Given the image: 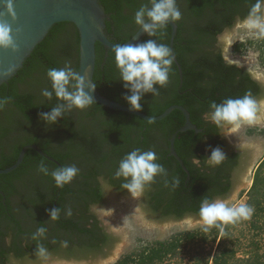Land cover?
<instances>
[{"label": "trees", "instance_id": "1", "mask_svg": "<svg viewBox=\"0 0 264 264\" xmlns=\"http://www.w3.org/2000/svg\"><path fill=\"white\" fill-rule=\"evenodd\" d=\"M176 2L182 18L177 21L174 52L183 70V81L174 61L167 85H157V96L146 93L140 110L159 115L173 104L189 110L192 122L202 131L180 132L175 141L189 174L170 155V138L185 122L179 109L161 120L150 121L94 102L84 110L66 111L52 125L41 119L40 113L62 103L54 94L51 100L41 95L43 89L51 90L47 71L64 67L66 61L79 71V31L72 22L55 23L22 67L0 85V98H8V103L0 109V168L14 164L28 144H36L54 159L28 149L16 169L0 174V264H10L12 259L27 263L47 255L83 258L105 253L115 237L102 225L93 207L105 202L106 185L126 191L121 187L124 178H117L115 173L119 162L136 149L154 150L157 162L167 170L166 177L158 175L145 187L147 208L161 217L179 219L188 214L199 215L205 199L213 202L231 192L242 153L225 152L226 159L218 166L207 163L211 148L220 147L223 151L227 148L222 128L207 119V114L212 102L219 104L226 98L245 94L257 100L264 94V85L246 68L228 62L218 42L225 30L247 17L256 0ZM99 3L106 13V34L116 43L128 41L137 32L135 12L144 4L151 6L149 0H99ZM171 32L168 24L156 37L145 33L138 43L152 39L170 47ZM96 52L94 80L98 90L129 105L124 96L131 93L119 80L113 49L97 42ZM195 156L200 159L199 165L192 162ZM41 161L50 171L75 165L79 172L71 183L57 188L51 175L38 172ZM174 177L180 180L175 188L171 186ZM259 184L256 179L253 188ZM252 199L256 216L263 212V200L260 194ZM53 208L60 209L56 220L50 219L48 212ZM68 209L71 216L66 214ZM233 225L236 222L227 224L225 230ZM254 225L260 227L257 222ZM40 227L46 229L45 234L34 238ZM225 241L224 238L219 242L221 253L215 258L216 264H229L239 250L235 240ZM252 243L258 246L256 241ZM159 244L161 247L152 250L153 261L174 253L179 242L175 238ZM41 247L45 250L43 255L38 254ZM235 260L241 264H264V255L253 251Z\"/></svg>", "mask_w": 264, "mask_h": 264}, {"label": "water", "instance_id": "2", "mask_svg": "<svg viewBox=\"0 0 264 264\" xmlns=\"http://www.w3.org/2000/svg\"><path fill=\"white\" fill-rule=\"evenodd\" d=\"M13 6L14 17L7 10L6 0H0V22H6L11 26L12 35L18 45V51L15 52L11 49L0 48V85L22 67L25 59L31 54L35 46L46 37L55 23L68 21L74 23L77 27L80 35L79 72L95 85L97 42L102 43L106 48L114 49L117 45L137 44L145 34L142 29H138L124 43L112 41L105 31L106 13L99 0H13ZM244 20H238L232 28L225 30L219 36L218 42L228 62L246 68L254 78L264 85V70L259 69L258 52H250V55L238 58H234L230 54L229 47L233 42L244 36L255 35L253 31L244 27ZM169 24L172 27L170 49L175 56L181 81H183V70L174 52V39L178 23L170 21ZM91 95L95 102L138 115L150 121L161 120L175 109L181 110L185 122L170 138V155H173L189 174L188 168L176 150V137L178 133L189 129L197 131H202V129L192 122L191 114L185 106L173 104L159 115H149L141 110H134L127 104L108 98L98 90L97 86H95V90ZM256 101L259 103L256 122L251 125L264 126V94ZM248 125L246 123L242 124L235 131L232 130L231 126H225L221 130L229 147L241 150L244 154L240 167L234 172V185L231 192L226 196L217 197L213 202L221 200L229 204L235 195L249 182L252 167L264 151V138L247 137L244 134V128ZM238 145L241 147H238ZM28 149H34L41 155L54 160L36 144H28L22 148L14 164L6 168H0V174H6L16 169L22 163ZM56 163L61 166L58 161ZM144 196L145 190L140 197L134 198L128 190L119 191L106 185L105 202L93 207V210L101 219L102 225L115 237L112 247H108L105 253L83 258L47 255L38 260L31 259L27 263L12 259L10 264H109L131 243L162 238L202 224L197 214H188L179 219L161 217L147 208Z\"/></svg>", "mask_w": 264, "mask_h": 264}, {"label": "clouds", "instance_id": "3", "mask_svg": "<svg viewBox=\"0 0 264 264\" xmlns=\"http://www.w3.org/2000/svg\"><path fill=\"white\" fill-rule=\"evenodd\" d=\"M148 4L142 5L134 15V22L150 37H156L158 32L164 29L170 21L177 22L182 18V13L177 7L176 0H149ZM8 12L14 17L15 11L13 0H6ZM150 21V22H149ZM244 27L253 31L257 38H264V0H256L249 9L244 20ZM0 48L18 51V45L12 35V28L6 22H0ZM115 65L119 71V80L124 82V88L131 94H125L124 98L134 110L142 108L141 100L146 93L159 95V87H165L169 81L175 56L169 46L158 43L157 40H147L137 44L117 45L113 49ZM51 81V90L43 89L41 95L51 100L53 94L62 101L51 107V111L40 113V117L48 125H52L63 117L66 111L73 108L84 110L95 101L92 92L95 84L72 68L71 62L66 61L62 68H51L47 71ZM8 103V98H0V109ZM259 103L250 94L240 98H226L221 103L212 102L207 119L218 128L231 126L232 130L239 129L242 124L256 122V114ZM238 147H241L238 145ZM210 166H218L225 159L226 154L220 147L211 148V154L207 158ZM158 156L154 150L142 151L136 149L126 154L119 162L115 173L117 178H124L122 189L128 190L132 197H140L145 187L159 176L168 175L165 167L158 163ZM194 164L199 165L200 159L194 157ZM38 172L51 175L57 188H63L77 176L79 169L75 166L58 167L50 171L48 166L41 161ZM179 178H173L171 186L178 187ZM165 185L168 186L167 180ZM254 209L247 205L228 206L224 201L209 202L205 199L199 209V217L202 221V229L208 232L215 227L223 231V226L235 223L238 220L251 218ZM50 219L59 218L60 209L48 210ZM68 216L72 215L71 209L67 210ZM46 232L44 227L37 229L36 236H43ZM44 249H38V254L43 255Z\"/></svg>", "mask_w": 264, "mask_h": 264}, {"label": "rangeland", "instance_id": "4", "mask_svg": "<svg viewBox=\"0 0 264 264\" xmlns=\"http://www.w3.org/2000/svg\"><path fill=\"white\" fill-rule=\"evenodd\" d=\"M229 50L234 58L248 56L250 52H258L259 69L264 70V38H257L256 35L241 37L233 42ZM244 134L247 137L264 138V126L248 125L244 128ZM256 179L261 185L253 188ZM257 194H260L263 200V212L255 216L256 210L252 198ZM241 204L251 206L254 209L253 214L248 220L236 221V225L230 226L228 230H225L226 225H224L223 231L213 227L208 232H204L200 224L162 238L131 243L109 264H216L215 258L219 252L221 253L218 245L224 238L228 242L233 243L234 240L238 242L236 246L239 250L229 260V264H241L235 259L246 256L249 252L254 251L264 255V151L252 167L249 182L235 195L228 206ZM254 222L260 224V227L256 228ZM175 238L179 245L174 253H167L160 261L150 259L154 247H161L159 243L162 245L163 242ZM254 241L258 246L252 243Z\"/></svg>", "mask_w": 264, "mask_h": 264}, {"label": "flooded vegetation", "instance_id": "5", "mask_svg": "<svg viewBox=\"0 0 264 264\" xmlns=\"http://www.w3.org/2000/svg\"><path fill=\"white\" fill-rule=\"evenodd\" d=\"M223 136V135H222ZM224 137V136H223ZM226 143H227V141H226ZM227 150V151H226ZM232 150H236V149H232V148H230L229 147V145L227 144V148L224 150V153L225 152H228V153H230ZM236 151H240L241 152V150H236ZM242 153V152H241ZM243 154L244 153H242V155H241V159H242V157H243ZM105 250H107V248H105ZM105 252V251H104Z\"/></svg>", "mask_w": 264, "mask_h": 264}]
</instances>
